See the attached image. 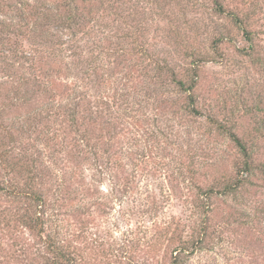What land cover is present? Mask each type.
Returning a JSON list of instances; mask_svg holds the SVG:
<instances>
[{"label": "rangeland", "instance_id": "1", "mask_svg": "<svg viewBox=\"0 0 264 264\" xmlns=\"http://www.w3.org/2000/svg\"><path fill=\"white\" fill-rule=\"evenodd\" d=\"M69 3L0 0V264H264V0Z\"/></svg>", "mask_w": 264, "mask_h": 264}, {"label": "trees", "instance_id": "2", "mask_svg": "<svg viewBox=\"0 0 264 264\" xmlns=\"http://www.w3.org/2000/svg\"><path fill=\"white\" fill-rule=\"evenodd\" d=\"M67 1V6H71L70 5V0H66ZM215 11H217L218 13L220 14H226L227 12L225 11L223 5L219 2H217V7L215 9ZM69 13H70V18H72L73 16V11L72 9L70 8L69 9ZM228 15H230L229 17L232 18V20L234 21V23H236L237 27H239L243 32H244V36H245V39L248 41V42H251L252 39H251V33L246 31L245 29V23L243 21H241L240 18H238V16L236 14H234L233 12L231 13H228ZM226 14V16H228ZM224 39L221 38V39H218V42L220 43L221 41H223ZM217 41L215 42V45L214 47L216 46V43H218ZM251 48H253L251 46ZM249 50H244V52H248ZM193 74V73H192ZM198 77V74L195 72L192 79L190 80V83L189 85L186 84V82L182 81V80H179L177 78H174V81L177 83V87L179 89H181L182 91L184 92H187L189 95H188V100H189V111H192L193 113L197 112V110L195 109V100L193 99L192 97V92L193 90L195 89L196 87V78ZM234 142L236 143V145L239 147V149L241 150V153L243 155V157L245 158V163H244V167L242 168L243 170V173L246 174V175H249L250 173H252L254 171V168L255 165L253 164V161H252V156L248 153V148L247 146L242 142V140H240L238 137H236L235 135H231ZM245 177L242 176V179H244ZM238 185H241L242 182L241 181H238L237 182ZM228 189V188H227ZM212 192V191H211ZM208 236V232L205 230L203 231L201 234H198V236L196 237V239H194L193 241V244L194 246L196 245H199V244H202V242L206 241L205 237ZM178 258H175L174 259V263L173 264H178Z\"/></svg>", "mask_w": 264, "mask_h": 264}]
</instances>
